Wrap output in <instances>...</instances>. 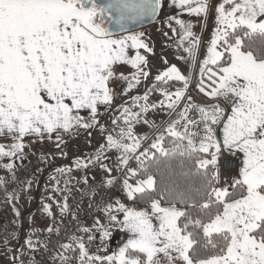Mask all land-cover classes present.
Instances as JSON below:
<instances>
[{
	"label": "snow or ice",
	"instance_id": "6c2138e0",
	"mask_svg": "<svg viewBox=\"0 0 264 264\" xmlns=\"http://www.w3.org/2000/svg\"><path fill=\"white\" fill-rule=\"evenodd\" d=\"M173 3L207 15V0ZM160 7L161 0H0V136L9 134L16 141L7 150L0 145V156L22 151L27 135L99 125V106L109 108L114 99L109 82L129 81L123 73L117 77L115 67L135 69V84L149 75L144 71L148 61L139 51H151L144 33L126 25L154 19ZM216 14L197 84L214 103L196 104L186 97L189 77L172 65L155 79L179 81L183 87L162 89L165 100L159 105L147 104V93L134 97L132 107L140 110L122 106L112 120L116 127L94 159L76 162L87 168L114 150L117 170L125 172L128 199L147 205L126 207L117 201L124 214L119 223L129 238L112 255L90 253L83 238L72 237L78 264H264V0H223ZM176 23L183 32L180 43L189 42L184 50L195 60L199 37L192 24ZM112 25L128 34L117 35ZM129 49L135 54L129 55ZM141 99L144 104L138 103ZM221 100L230 110L221 107ZM157 107L175 112L176 118L143 147L149 137L137 135L135 124H150L146 114ZM81 110L90 113V120L79 115ZM193 111L197 118L190 116ZM222 148L242 154L231 180H222L219 170ZM133 160L135 168L129 166ZM100 166L111 174L112 168ZM106 183L112 186L115 178ZM67 207L65 203L61 211ZM111 210V205L105 209ZM109 221L117 217L109 215ZM103 235L110 232L105 229ZM28 244L32 247L31 240ZM62 247L73 250L72 244Z\"/></svg>",
	"mask_w": 264,
	"mask_h": 264
},
{
	"label": "rangeland",
	"instance_id": "374dc122",
	"mask_svg": "<svg viewBox=\"0 0 264 264\" xmlns=\"http://www.w3.org/2000/svg\"><path fill=\"white\" fill-rule=\"evenodd\" d=\"M216 15V8L214 7L208 9L206 16L204 14L197 16L198 22L195 21L192 23V31L195 36L200 39L195 60H193L186 51L184 53L183 47L186 46L187 48L190 45L187 40H185L183 44L180 43V38L183 34L181 28L165 36V38L179 42L181 45L179 48L181 52L178 55L175 66L183 75L189 77L188 88L191 93L193 92L194 86H197L201 79L200 67L202 61L207 56V48L212 39L213 32L217 27ZM147 31L149 32V30H137L134 32L144 33L142 39L146 41L150 39L149 36L146 35ZM127 34L128 33H124L123 35ZM135 71L136 70L130 65H117L115 67L117 77L123 73L125 76L129 77V81L132 83H134V81H132L131 78ZM144 79L149 80L155 78L153 75H148ZM193 79H195V81ZM204 79L205 83H208L206 76ZM129 81L119 78L112 80V84L115 86H113L114 99L111 108L108 110L107 116L104 120H99V125L93 126L92 128L85 130V128L80 127V130L85 131L81 134L72 135L74 139L73 143L67 140L66 142H60L61 144L58 148L53 146L52 139L64 134V132H57L55 134L52 133L51 136L48 135L47 141H40L38 138L37 140H31L30 146L23 144V150L17 152L15 156H0V180L5 177L15 165H21L23 161H25L23 160L24 156L28 155V157L34 158L37 161L36 175L30 181L23 183L12 196L4 198L0 204V220L2 222L11 220L13 225L10 222L11 225L9 224L10 226L7 227L9 230L11 226L15 228L14 232L12 231V233L8 234L6 239L0 244V264H22L25 257L31 256L33 248L29 247L28 244L31 234L34 231L44 230L46 225L55 223L57 218L61 215L63 203L68 198L75 195L80 188L84 186L86 183L85 181H94L97 185V193H101L102 188L108 189L112 186H115L116 192L118 193L117 199L111 204V213L105 210L99 212L97 215L99 225L95 223L88 232V235L93 237L91 241H88V245L94 254L112 255L116 253L129 238V233L124 231L119 223V221L123 220L124 214L119 210L117 201L123 203L126 207H131V200L128 199L123 190L125 172L123 170L118 171L116 167L118 153L114 150L107 151L105 153L107 159H103L101 162H94L87 168H78L76 166L78 160L87 161L89 159H94L101 145L106 144V136L108 133L113 132L114 127H116L112 124V120L120 116L122 106H127L132 108V111H137L136 107H132L133 99L129 100L128 104L116 103L121 87ZM196 90H198V88ZM189 91H187L186 97L189 96ZM192 102L196 103L194 101ZM211 103L214 102L206 97V99L201 100V103L198 102L196 104L204 105ZM180 107H183V102ZM179 110L180 109H177V111ZM190 116L192 118H197V113L193 111L190 113ZM175 118L176 113L173 114L172 119ZM118 123L120 127H123L122 120ZM101 126L104 129L103 131ZM134 132L138 135L137 127H134ZM154 139L151 138L150 141L152 142ZM151 142L143 143V147H147ZM5 149L7 150V148ZM27 149H30L31 152ZM100 163L112 168L111 174L102 169ZM7 165H12V167L9 168ZM109 178H115V183L112 186H108L106 183ZM129 182L134 183L135 181L134 179H130ZM45 205L50 206L49 211L45 210ZM109 215L116 216L117 221L110 222ZM26 221L29 223L27 226L30 228H25V230H23L22 223L25 224ZM100 225L104 227L101 228ZM105 229L110 232V236L105 237L103 235Z\"/></svg>",
	"mask_w": 264,
	"mask_h": 264
},
{
	"label": "crops",
	"instance_id": "0c3cea01",
	"mask_svg": "<svg viewBox=\"0 0 264 264\" xmlns=\"http://www.w3.org/2000/svg\"><path fill=\"white\" fill-rule=\"evenodd\" d=\"M222 2H223V0H207L208 9H212L214 7L217 8L219 6V4H221ZM226 7H228V6L226 5ZM197 16H199V15L189 13L186 10V8L177 7L173 3V0H161V7L159 9V13H158L155 21L150 26L138 30V31L149 30V32L148 31L146 32V35H148L150 39H147L144 42L148 45V47L151 49V51L149 52L145 49L139 50L141 55H144L148 61L147 66L144 68V71L149 72V75L150 76L153 75L155 78L157 75H159L160 73L165 71L168 67L175 65L176 60L178 59V55L181 52V50L179 49L181 45L179 44V42H175L171 39L165 38V36L174 32L173 29H175V31H177L181 28L180 25L176 23L177 19L184 21L185 24H192L193 22L197 21ZM123 34H119V35H123ZM183 48L185 49L186 46H184ZM184 53H185V50H184ZM134 54H135V50L129 49V55H134ZM165 61H167V63H165ZM193 80L195 81V79H193ZM157 82H159V81H157L156 79L146 80V79H144V77H141L140 83L135 84V82H134L133 84L135 87H132L131 89L128 88L129 82L125 83V85H123V87H121V91L119 93L118 99L116 100V103L117 104H124V103L128 104L129 100L133 99L134 97H143L147 93V95H148L147 104L159 105L161 101L165 100L164 96L161 94L162 89L150 92L151 87ZM177 82L178 83L176 84V86H167V87L163 88V90H166L168 92H175L178 88H182L183 87L182 82H179V81H177ZM113 86L114 85L112 84V80H111L109 82V87L112 89V91H113ZM189 87H190V85H189ZM196 89H197V86L195 85L192 93L189 91V88L187 89V91H189V96L192 98V101H194L196 103H198V102L201 103V100L206 99L207 96H205L203 93H201L199 91V89L198 90H196ZM187 91H186V93H187ZM138 103L144 104L145 101H143L141 99L138 101ZM165 103H167V101H165ZM220 104H221V107H224L226 109V111L230 110V106L226 102L221 100ZM110 108L111 107L106 108L104 105H100L99 106V115L96 117V119L98 121L104 120V118L107 116L108 110ZM139 110L140 109L137 108V111H139ZM174 113L175 112L169 113V110L167 108L157 107L154 110H150L146 114V117H145L146 119L149 120L150 124H154L156 127H151L150 124H144L142 122L135 124V127H137L138 135H140V136L147 135L149 137V139L147 141H145L144 143L151 142L150 139L151 138L154 139L156 134H158L159 131H162L163 128L167 126L168 122L172 119ZM79 115H81L85 121L90 120V113L87 110H81ZM85 130H80V127L73 128L69 132H64L61 130L58 133L64 132V134H61L60 136H57L56 138L52 139V142H53L52 145L55 146L56 148H58V146L61 144L60 142H66L68 140L69 142L73 143L74 139L72 138L73 137L72 135L84 133ZM81 131H83V132H81ZM53 134H55V133H53ZM218 136H219V132H218ZM38 138L40 139V141H42V140L47 141L48 140V134H44L42 137H38L36 135H27L23 138V140L21 142L25 145L30 146L31 140H33V139L37 140ZM15 142L16 141H14L12 139V136L9 134H5V135L0 136V145H4L5 148H8V146H10L11 144H13ZM34 149H36V148H34ZM27 150L29 152H31L30 149H27ZM222 150H224V149L222 148ZM229 154L237 161L238 169H239V167L241 166L242 154L239 152H236L235 154H231L229 152ZM27 158H31V157H28V155L24 156L23 160H25ZM39 160H41V159H39ZM66 161H67V159H66ZM17 163H18V161H17ZM18 166H20V164L15 165L14 168H12L9 171V173L7 175H5V177L1 178V180H0L1 184H2L3 180L6 177H8L11 174V172ZM238 169H237V173H238ZM1 184H0V186H1ZM105 190H107V189L102 188L101 192H104ZM63 206H64V203H63ZM61 214H62V211H61ZM27 221L25 222V224L22 223V229L23 230H25V228H27V229L30 228L29 226H27L29 224ZM10 222L12 223L11 220L5 221L4 222L5 226L6 227L10 226L11 225ZM12 225H13V223H12ZM49 227H50V225H46L44 230L49 229ZM10 230H12L14 232L15 228H13V226H11ZM30 240H31V238H30ZM32 248H33L32 255L29 257H25L23 259L22 264H30L32 259H33V256L38 252V249L36 248V246L34 245L33 242H32Z\"/></svg>",
	"mask_w": 264,
	"mask_h": 264
},
{
	"label": "built area",
	"instance_id": "2783aa9c",
	"mask_svg": "<svg viewBox=\"0 0 264 264\" xmlns=\"http://www.w3.org/2000/svg\"><path fill=\"white\" fill-rule=\"evenodd\" d=\"M130 166L135 168L136 164H130ZM218 166L222 180H231L237 174V161L226 150L221 151ZM36 172L37 161L34 158L25 159L3 180L0 188V204L4 198L12 196L23 183L30 181ZM96 186L94 181H88L75 195L68 198L64 202L68 206L67 210L63 211L55 223L50 225L51 231L38 230L31 234V241L38 252L33 256L30 264H78L76 259L74 263L61 259V256L77 257L79 255L72 237L83 238L90 253L94 254L88 245V232L85 233L81 229H90L97 222L98 213L105 210L118 197L115 186L101 193L96 192ZM10 233L12 230H9L0 220V244ZM63 244H72L73 250L66 251L62 247Z\"/></svg>",
	"mask_w": 264,
	"mask_h": 264
},
{
	"label": "trees",
	"instance_id": "16d2710c",
	"mask_svg": "<svg viewBox=\"0 0 264 264\" xmlns=\"http://www.w3.org/2000/svg\"><path fill=\"white\" fill-rule=\"evenodd\" d=\"M178 82L177 81H168L167 83L163 82V81H159L157 83H155L151 89L150 92L155 91V90H161L167 86H176ZM131 164H136V162L133 160L131 161ZM137 178H141V177H137ZM157 179L159 180V176L157 177ZM131 207H136V208H143L146 207L147 205L140 199H137L136 201H132L131 200ZM69 259L67 260V262L70 263H74L75 262V257L68 255Z\"/></svg>",
	"mask_w": 264,
	"mask_h": 264
},
{
	"label": "water",
	"instance_id": "95a60500",
	"mask_svg": "<svg viewBox=\"0 0 264 264\" xmlns=\"http://www.w3.org/2000/svg\"><path fill=\"white\" fill-rule=\"evenodd\" d=\"M158 13H159V10H158ZM158 13H157V15H158ZM157 15L155 16L154 19H148V18H146V19H144L142 21H137V22H134V23H129L126 26L129 29V31H131V32L137 31L139 29H142V28H145V27L150 26L155 21V19L157 18ZM112 28H113V31H115L117 33V35L123 34V33H127V32L121 31L119 29V27L116 26V25H112Z\"/></svg>",
	"mask_w": 264,
	"mask_h": 264
}]
</instances>
